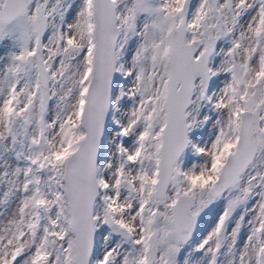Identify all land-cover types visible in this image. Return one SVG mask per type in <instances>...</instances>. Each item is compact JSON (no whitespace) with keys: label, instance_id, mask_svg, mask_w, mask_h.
I'll return each instance as SVG.
<instances>
[{"label":"snow or ice","instance_id":"snow-or-ice-1","mask_svg":"<svg viewBox=\"0 0 264 264\" xmlns=\"http://www.w3.org/2000/svg\"><path fill=\"white\" fill-rule=\"evenodd\" d=\"M0 264H264V0H0Z\"/></svg>","mask_w":264,"mask_h":264}]
</instances>
